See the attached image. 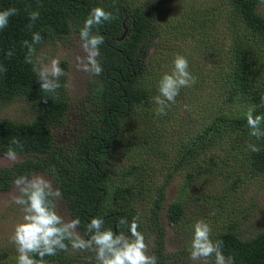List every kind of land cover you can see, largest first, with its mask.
Here are the masks:
<instances>
[{
  "label": "trees",
  "instance_id": "obj_1",
  "mask_svg": "<svg viewBox=\"0 0 264 264\" xmlns=\"http://www.w3.org/2000/svg\"><path fill=\"white\" fill-rule=\"evenodd\" d=\"M164 1L166 0H158V5ZM260 3L261 0H228L225 16L229 19L231 43L217 51L216 56L223 59L213 62L217 66L215 70L206 72L215 77L211 80V90L223 95V102L238 103L241 108L237 120L235 118L230 122L232 129L236 124L248 126L246 112L249 107H254V115L264 111V104L259 105L264 98V89L261 86L264 64H259V60L264 57V49H261L264 47V15L259 11ZM13 6L19 9L18 14L9 19L5 29L0 30V65L7 69L6 72H0V104L21 99L29 104L35 114L25 122L0 118V155L10 146L16 148L11 145V140L17 138L24 145L23 150L17 149V152L39 156L17 162L13 168L1 169L0 191L9 190L17 176H31L34 172L41 171L54 179L56 188L60 189L71 214L74 218H80V230L87 236L86 226L97 216L103 218L105 228L110 227L114 231H119L117 223L122 217L127 218L129 224L135 218L141 231L139 214L137 208L131 204V199L140 195L143 197L142 193L145 192V187L135 172L142 162L137 164L129 156L122 155L129 162L120 169L122 183L114 189V195L109 201L107 179L114 171L109 166L108 159L122 141L125 128L132 119L153 104L156 93H159L157 86L142 83V45L153 33L150 7L133 4L129 6L126 19V13L117 0H0V10ZM97 6L103 7L116 17L93 28L94 33L98 31L104 37L98 57L103 72L94 77L84 102V132L73 146L64 150L59 148L57 151L51 128L65 122L69 99L63 90L64 82L60 80L62 86L57 90L54 99L51 94L42 92L32 65L25 63L27 48L23 46V41L31 42L32 33L40 32L43 40L36 46L39 50L48 42L68 41L74 30L79 36L86 18ZM31 11H39L40 15L29 29L28 25L32 23L29 19ZM125 22L128 23L127 28L124 27ZM9 50L13 53L11 57L6 55ZM61 64L66 66L64 61ZM45 98L47 102H44ZM167 111L168 107L166 113ZM222 122L223 117L218 115L204 132ZM174 127L168 128L170 133ZM159 134L161 135L160 131L156 136L158 139L161 137H158ZM202 136L203 134L197 135L192 139L191 145H185L178 152L172 160L173 171L184 167L188 178L193 177L195 169L200 173L209 171V161H204L199 156L201 147L207 149L199 144ZM142 141L147 143V139ZM252 144L259 151L253 152L248 148V152L242 154L248 168L245 170L262 173L264 138H256ZM149 147L148 151L152 149L153 153H157L155 144ZM170 149V143L166 140L161 150L164 155H160L158 160L160 165L163 166L171 160L168 157ZM237 182L238 179L234 180L230 188ZM157 194L162 199L164 187L159 188ZM183 199L182 196L170 202L166 211L168 220L176 223L186 216ZM153 204L154 222L157 223L156 213L160 202L155 199ZM203 205H207L206 200H203ZM227 213V216L213 218L220 220L222 225L218 230L211 227V239L223 241L222 252L226 257L231 256L234 264H264V224L253 236L245 239L235 231L237 224L234 212L228 209ZM205 219L210 223L213 221ZM124 231L127 234V229ZM156 239L160 240V236ZM159 251L160 246L152 251L158 258V264ZM67 252L60 251L55 256H45L44 260L47 264H74L68 258ZM17 257L9 258L6 263L17 264Z\"/></svg>",
  "mask_w": 264,
  "mask_h": 264
},
{
  "label": "rangeland",
  "instance_id": "obj_2",
  "mask_svg": "<svg viewBox=\"0 0 264 264\" xmlns=\"http://www.w3.org/2000/svg\"><path fill=\"white\" fill-rule=\"evenodd\" d=\"M117 2L122 5L126 19L129 6L142 4L145 8L150 7L153 33L142 45V83L159 88L162 76L173 70V61L177 55L187 58L189 71L196 77V83L180 90L176 102L168 106L167 117L156 115L158 105L153 101L144 113L130 121L122 141L108 159V164L114 171L107 179V200H111L114 189L122 183L120 169L129 162L122 155L129 156L137 164L142 162L135 172L136 177H140L145 192L142 193L143 197L140 195L131 199V204L137 208L141 232L149 244V253L153 255L152 251L160 246V264H194L190 259L189 248L197 221L207 222L205 218L213 220L212 223H207L218 230L222 225L221 221L213 218L227 216V210L231 209L236 217L235 231L245 239L253 236L264 224V172L252 173L245 170L248 168L242 156L248 152V145L256 138L250 135L248 126L236 124L234 129L231 128L230 122L235 118L237 120L241 108L238 103L223 102L224 96L211 90V80L215 77L206 73L217 67L213 62L223 59L216 56L217 51L231 43L229 19L225 16L228 0H166L159 5L158 0ZM259 11L264 15V0H261ZM127 26L128 23L125 22L124 27ZM80 45V38L74 30L68 41L48 42L37 50V55L43 57L45 63L58 58L60 66L67 73L60 78L64 85H68L67 88L63 86L69 99L65 122L51 128L57 151L59 148L64 150L73 146L86 127L84 102L95 76L78 68L77 58L84 56ZM63 61L66 63L65 67L61 64ZM259 64H264V57L259 60ZM210 67L214 69H207ZM262 78L261 86L264 89V76ZM261 104L263 106L264 102L259 105ZM34 114L29 104L21 99L0 104V118L25 122L32 119ZM260 114H264V111ZM218 115L223 117V122L204 132ZM171 126H175L172 133L168 129ZM261 127L264 128V124ZM158 131L161 132L159 139L156 137ZM199 134H203L199 144L207 148L201 147L199 156L204 161H209L211 168L202 173L195 169L193 177L188 178L184 167L172 170V160L185 145H191L192 139ZM143 139H147L146 144L142 143ZM166 140L171 146L168 154L171 160L162 166L158 160L160 155H164L161 150ZM152 144L158 148L157 153H153L152 149L148 151ZM5 153L0 155V170L13 168L17 162L39 156L17 152L18 159L11 162L5 159ZM33 174L50 179L56 188L54 179L47 173L36 171ZM236 179L237 184L230 188V184ZM161 187H164L162 199L157 194ZM15 193L14 183L9 190L0 191V264H11L6 263V260L18 256L17 246L11 237L24 213L22 206L12 201ZM182 196L186 216L175 223L168 220L166 211L170 202ZM155 199L160 202L156 213L157 223L154 222L153 212ZM203 200H206L207 205H203ZM56 204L58 212L65 219H74L62 196ZM77 231L83 238H88L80 228ZM159 236L160 240L156 239ZM67 255L74 264H96L95 252L91 250L70 248ZM209 264H214V256L210 258Z\"/></svg>",
  "mask_w": 264,
  "mask_h": 264
},
{
  "label": "clouds",
  "instance_id": "obj_3",
  "mask_svg": "<svg viewBox=\"0 0 264 264\" xmlns=\"http://www.w3.org/2000/svg\"><path fill=\"white\" fill-rule=\"evenodd\" d=\"M19 9L9 7L0 10V30L5 29L9 19L17 15ZM39 11H31L28 25L31 29L34 22L39 19ZM116 17L103 7H94L80 29L79 37L84 56L78 57V68L89 73L90 76H99L103 67L98 60L100 45L104 43V37L99 32H93L95 26L110 22ZM40 32L32 33V40L23 41L27 48L25 63L32 65V71L36 74L37 81L42 92L51 94L55 98L58 89L61 88L60 78L67 73L60 66L58 58H52L48 63L37 55L36 46L42 43ZM12 51L7 56H12ZM171 73H165L160 82L159 95L154 97V103L158 105L156 115H166V108L170 103L176 102L180 90L196 83V77L189 71V62L186 57L177 55L173 61ZM5 66L0 65V72H6ZM65 88L67 84L63 85ZM47 102V99H44ZM264 102V98H262ZM254 107H249L246 112L247 125L250 135L257 139L264 138V114L254 115ZM11 145L5 153V159L15 162L18 159L17 149L23 150V143L13 138ZM248 147L253 152L259 151L254 144ZM16 193L12 201L22 206L24 213L22 221L15 227L11 237L17 246V264H47L45 256H55L58 252L69 250H91L95 252L96 264H158V258L149 253V244L145 235L139 230L137 220L134 218L131 224L127 218L122 217L118 223L119 231L104 227L103 218L93 217L86 226L88 238H83L77 231L81 224L79 217L65 219L57 210L56 201L62 196L59 188H54L50 179L43 175L28 174L17 176L14 180ZM127 229V234L124 231ZM211 226L199 220L194 225L189 254L194 262L209 264L214 256V264H234L231 256H225L222 252L223 241L211 239ZM39 257V259H36Z\"/></svg>",
  "mask_w": 264,
  "mask_h": 264
}]
</instances>
